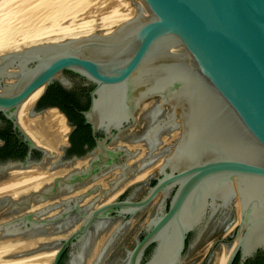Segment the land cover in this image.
<instances>
[{
    "label": "water",
    "instance_id": "1",
    "mask_svg": "<svg viewBox=\"0 0 264 264\" xmlns=\"http://www.w3.org/2000/svg\"><path fill=\"white\" fill-rule=\"evenodd\" d=\"M134 7L109 33L0 55V114L26 146L22 158L0 160V180L12 167L50 163L52 169L91 155L85 168L57 174L25 195H0L2 216H11L0 223V237L37 243L1 257L59 247L52 264L65 253V264H181L189 233L197 241L206 231L230 229L236 199L240 219L230 234L236 243L225 264L237 254L244 264L264 252V0H136ZM74 80L88 86L87 106H71L93 144L67 156L77 125L47 105L57 106L70 126L50 162L56 152L36 144L15 112L43 85L28 115L41 111L50 85L70 88ZM160 155L156 172L95 206ZM106 173L108 188L93 184L59 198ZM54 197L59 202L25 210ZM55 207L57 213L42 217ZM208 242L189 258L198 260ZM231 243H223L224 255Z\"/></svg>",
    "mask_w": 264,
    "mask_h": 264
},
{
    "label": "bare ground",
    "instance_id": "2",
    "mask_svg": "<svg viewBox=\"0 0 264 264\" xmlns=\"http://www.w3.org/2000/svg\"><path fill=\"white\" fill-rule=\"evenodd\" d=\"M84 1L87 0H0V55L8 51L21 50L34 44L58 42L65 38L88 35L95 30H99L97 33L101 34L109 33L119 22L133 16L136 3V0H122L121 6L126 7L112 6L99 16L100 13L97 15L93 10L94 7L84 10L86 5H81ZM13 80L14 78L9 79V81ZM43 87L42 85L35 89L21 102L15 114L21 128L36 144L56 152V156L50 158V162H54L61 152L59 144L67 143L70 126L65 122L66 117L58 110L57 106H48L33 115H28L29 107L34 104L37 97L42 93ZM90 158L91 155L83 159H77L73 165L62 164L52 169H49L50 163L12 167L7 170L5 178L0 180V195L9 194L12 197H18L20 194L25 195L26 192L29 193L31 190L38 189L43 184L51 182L57 174H64L74 167L80 168L82 166L85 168ZM162 161L163 155H160L155 161L130 176L95 206L113 200L128 185L143 180L153 170H158ZM109 174L97 177L71 192L61 194L59 198L65 199L68 196L78 195L93 186V184L99 183L101 188H108L109 183L104 178ZM54 201L59 202V199L57 197L47 198L25 210L33 211ZM25 210L24 212H26ZM59 210L60 207L50 209L44 215L42 214V217L51 216ZM236 211L238 217L236 216L235 224L240 219V203L237 199ZM10 217L3 218L7 220ZM233 226L231 225V227ZM235 243L236 239L234 238L225 255L223 243H221L218 252L215 251L214 264H225ZM209 244L210 241L205 249L208 248ZM36 245L34 239H22L20 236L0 237V264H52L59 247L1 257L6 254L24 251Z\"/></svg>",
    "mask_w": 264,
    "mask_h": 264
},
{
    "label": "flooded vegetation",
    "instance_id": "3",
    "mask_svg": "<svg viewBox=\"0 0 264 264\" xmlns=\"http://www.w3.org/2000/svg\"><path fill=\"white\" fill-rule=\"evenodd\" d=\"M56 84L59 85L62 90L66 92H70L71 97H73L75 101L79 103V105L81 106L87 105L88 103V86L87 85L77 80H74V84L70 88L63 87L59 83H56ZM67 100L69 101L66 102ZM66 103L67 104L69 103V105L74 104L72 101H70L69 97L63 94V98L60 97V99H57V100H50V98H46L43 101L40 100L38 107H41V106L47 107V105H57L62 110H64L67 113V115H69L68 111L65 109ZM70 120L76 124V122H74L72 119ZM0 140L3 141L2 143H0V160H6L8 158H22L24 156L25 151H26V146L17 141L16 137L12 133L11 124L1 114H0ZM92 144H93V141H90L89 139H86L82 142L79 141L77 145L75 146L73 145V142L71 141V145L67 149L66 155L72 156L74 154H84L87 150H89L92 147ZM38 156H39V152L34 151L33 158H37ZM217 215L219 217L225 216L222 212H218ZM233 225H235V223H233L232 226ZM211 226L212 225L210 224L208 230L211 229ZM231 228L232 227L230 225V229L226 232L222 226V227L217 228L215 231H213L209 235H208V231H206L201 236V238L197 241L195 240L196 234L194 232L189 233L185 241V248L183 250V254H182L183 259H182L181 264H214L213 260H214V256L216 253L215 248H218L219 250L222 242L229 244L233 240L230 234H232V232L235 230ZM208 241H210V244L208 248L205 250V254L201 259L196 260L198 254L194 256L193 258L192 257L189 258L190 254H192L196 248H198L202 243L204 242L206 243ZM152 247L153 245L149 246L146 249V252H145L146 257L150 255ZM67 258H68V254L65 253L60 259L59 264H65L67 261ZM184 259H188V260L184 261ZM263 259H264V252L259 250L253 256L249 257L245 261L244 264H262ZM239 260H240L239 254H237L232 264H238Z\"/></svg>",
    "mask_w": 264,
    "mask_h": 264
},
{
    "label": "trees",
    "instance_id": "4",
    "mask_svg": "<svg viewBox=\"0 0 264 264\" xmlns=\"http://www.w3.org/2000/svg\"><path fill=\"white\" fill-rule=\"evenodd\" d=\"M63 94L69 97L70 101H72L76 107L85 108L87 106V105L85 106L79 105V103L75 101L73 97H71L70 92H66L62 90L60 86L57 85L56 83L48 87L47 92L41 97L40 100L43 101L46 98H50V100H57V99H60V97L63 98ZM68 101L69 100H67L66 102ZM65 109L68 111V114H69L68 116L70 117V119H72L77 124V127L70 135V139L73 142V145L75 146L77 145L79 141L82 142L86 139H89L90 141H92V138L90 137L89 128L87 125L83 124L81 115L76 113L74 111V108L71 105H69V103L65 104Z\"/></svg>",
    "mask_w": 264,
    "mask_h": 264
},
{
    "label": "rangeland",
    "instance_id": "5",
    "mask_svg": "<svg viewBox=\"0 0 264 264\" xmlns=\"http://www.w3.org/2000/svg\"><path fill=\"white\" fill-rule=\"evenodd\" d=\"M118 2V3H117ZM122 0H87L86 2L84 1V2H82L81 3V5H86L84 8V10H89V9H92L93 7V10L97 13V15H98V13H100L99 14V16L102 14V13H104V11H106L107 9H110L112 6H120V7H122V8H124V7H126V6H121V4H122ZM114 3H116V4H114ZM121 3V4H120ZM111 4V5H110ZM120 4V5H119ZM97 9H96V8ZM101 9V10H100ZM86 12V11H85ZM159 158V157H158ZM154 172H156V170L154 171ZM108 173H106V174H104V175H107ZM122 193V192H121ZM120 193V194H121ZM117 197V196H116ZM6 207L4 206V207H2L1 209H0V219L1 218H3V216H2V214H1V211H3L4 209H5ZM237 212V211H236ZM56 213V212H55ZM55 213H53V214H55ZM51 215V214H50ZM238 217V216H237ZM2 221H6V218H3V219H1V221L0 222H2ZM206 250V249H205ZM205 250L203 251V253H202V255L198 258V260L199 259H201L203 256H204V254H205ZM216 250V249H215ZM217 251V250H216Z\"/></svg>",
    "mask_w": 264,
    "mask_h": 264
}]
</instances>
